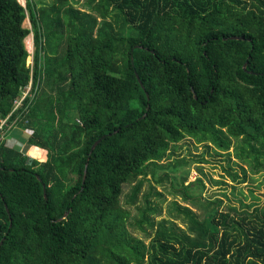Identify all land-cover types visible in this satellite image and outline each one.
Segmentation results:
<instances>
[{
    "label": "trees",
    "instance_id": "obj_1",
    "mask_svg": "<svg viewBox=\"0 0 264 264\" xmlns=\"http://www.w3.org/2000/svg\"><path fill=\"white\" fill-rule=\"evenodd\" d=\"M2 120L0 264H264V205L201 200L202 179L185 184L189 161L174 157L186 135L226 146L224 130L264 149V0H0ZM13 128L44 159L7 146ZM147 174L202 220L175 203L189 232L155 225Z\"/></svg>",
    "mask_w": 264,
    "mask_h": 264
},
{
    "label": "rangeland",
    "instance_id": "obj_2",
    "mask_svg": "<svg viewBox=\"0 0 264 264\" xmlns=\"http://www.w3.org/2000/svg\"><path fill=\"white\" fill-rule=\"evenodd\" d=\"M18 1L25 7V0ZM34 1L37 2L38 6L47 5L52 2V0ZM68 2L74 7L84 10V0H68ZM25 12L26 19L23 22V27L31 29L26 8ZM60 16L63 17L62 13H60ZM61 31L62 33L56 34V36L59 35L63 40L66 30L63 28ZM24 45L29 54L26 64L32 66L34 52L32 33L24 39ZM53 46L56 47V45ZM42 55L43 52L41 53V56ZM45 90L48 91L47 88H45ZM25 93L29 94V82L21 93L20 100L18 99L16 107L19 106L21 98L24 97ZM74 119L78 120L77 115L74 116ZM5 121L2 120L0 122L1 125H5ZM28 134V131L13 128L4 137L6 139L5 143L9 147L19 148L20 152L28 150L26 154L29 159H44L41 148H32L27 144L29 138ZM218 136L222 141L227 143L226 146L213 137L205 138L201 135L198 137L186 135L185 138L177 144V147L180 148L175 150L174 157H178L179 159L185 158L189 161L188 168L190 172L185 184L200 177L204 188L200 190V188L197 187L196 191L200 190L201 200L216 197L221 200V204L219 205L220 209L223 208L224 203L227 202L236 205V207H245V209L248 210L247 213L251 214L254 207H263L264 205V149L257 146L243 145L240 141V137L234 139L225 130L224 135L218 133ZM2 137L3 135L1 138ZM197 168H200L203 174L199 172ZM226 172L236 174L240 180H242V178L245 179L241 183L234 182L226 175ZM146 178L150 180L149 183L155 190L162 193V197L158 199L160 215L154 217L155 225L161 221H165V224L175 223L180 229L189 232L188 223L184 224L181 222V219H175L172 216L176 211L174 210L175 203L180 205V207L188 208L195 214L198 221L202 220L203 212L199 205L185 200L179 194H173L169 191L167 182L161 184L156 183L151 179L150 174H147ZM148 187V183L145 182L142 190L146 191ZM131 233L139 237L137 232L131 231ZM145 242L147 244L149 239H145Z\"/></svg>",
    "mask_w": 264,
    "mask_h": 264
},
{
    "label": "water",
    "instance_id": "obj_3",
    "mask_svg": "<svg viewBox=\"0 0 264 264\" xmlns=\"http://www.w3.org/2000/svg\"><path fill=\"white\" fill-rule=\"evenodd\" d=\"M229 39H233V40H244V38H242V37H230ZM225 40V39H224ZM244 69H246V67H247V63H245L244 64ZM137 76V79H138V81H139V83H140V85L142 86V88L144 87L143 86V84H142V82H141V80H140V78H139V76L138 75H136ZM147 97L149 98V93L147 92ZM194 97H196L195 96V94H194ZM149 107V106H148ZM145 117V116H144ZM109 135V134H108ZM105 135H102L97 141H95L94 142V144L91 146V148H90V152L94 149V147L100 142V140L104 137ZM85 172H86V169H84V172H83V179H84V177H85ZM38 180H39V177H36ZM44 197H45V199L47 200V195H46V191H45V187H44ZM5 210H6V212H7V214H8V209H7V207H6V205H5ZM67 214L65 213L64 214V216L60 219V220H63L64 218H65V216H66ZM1 244H2V242H0V246H1Z\"/></svg>",
    "mask_w": 264,
    "mask_h": 264
},
{
    "label": "built area",
    "instance_id": "obj_4",
    "mask_svg": "<svg viewBox=\"0 0 264 264\" xmlns=\"http://www.w3.org/2000/svg\"><path fill=\"white\" fill-rule=\"evenodd\" d=\"M26 94V93H25ZM23 99V97L21 98V100ZM20 100V99H19ZM18 102V99H16L15 101H14V104H15V108H16V103ZM5 121V120H4ZM2 126V125H1ZM1 126H0V128H1Z\"/></svg>",
    "mask_w": 264,
    "mask_h": 264
}]
</instances>
